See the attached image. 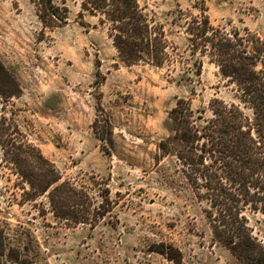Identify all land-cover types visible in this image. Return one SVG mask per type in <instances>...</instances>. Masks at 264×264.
Instances as JSON below:
<instances>
[{
  "label": "rangeland",
  "instance_id": "rangeland-1",
  "mask_svg": "<svg viewBox=\"0 0 264 264\" xmlns=\"http://www.w3.org/2000/svg\"><path fill=\"white\" fill-rule=\"evenodd\" d=\"M82 1L57 0L67 20L45 26L40 0H0L4 140L40 151L58 183L75 186L77 210L89 206L91 216L89 223H77L75 212L57 216L50 190L35 196L0 145L3 264H242L214 237L202 210L207 204L198 201L176 157L158 149L179 99L194 109L214 98L238 102L233 87L201 52L195 56L201 74L189 84L178 82L182 63L172 70L125 66L107 25L84 11ZM199 1L139 0L173 30L177 58L190 54L184 29L170 25L171 13L197 14ZM206 14L215 27L247 29L264 40V0H207ZM246 215L264 244V212Z\"/></svg>",
  "mask_w": 264,
  "mask_h": 264
},
{
  "label": "trees",
  "instance_id": "trees-1",
  "mask_svg": "<svg viewBox=\"0 0 264 264\" xmlns=\"http://www.w3.org/2000/svg\"><path fill=\"white\" fill-rule=\"evenodd\" d=\"M206 1L198 2L201 11L197 14L181 9L171 13L170 25L184 29L190 54L179 58L174 52L178 47L169 39L173 30L167 32L156 13L139 0H83L82 8L107 25L125 66L168 65L170 69L182 63L178 82L189 84L201 74L202 60L195 59L201 52L233 87L238 102L214 98L207 108L194 109L190 100L179 99L169 113L171 133L160 141L158 149L163 157H176L179 172L198 201L207 204L202 210L216 240L242 264H264V244L253 235L246 215L264 212V40L247 29L242 33L236 28L213 26L206 14ZM38 6L45 26H59L67 20L68 10L57 0H40ZM7 132L6 125L0 123V145L8 147L6 153L34 195L50 190L54 208L59 204L57 216L70 219V213L75 212L77 223H89V206L88 210H77L75 186L59 184L53 164L33 145L17 146L4 140ZM72 197L74 203L70 202ZM5 252L0 232V264Z\"/></svg>",
  "mask_w": 264,
  "mask_h": 264
}]
</instances>
